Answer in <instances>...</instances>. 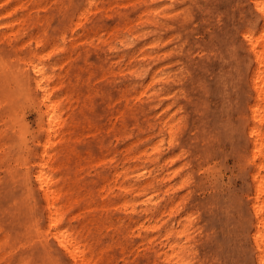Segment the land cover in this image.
I'll use <instances>...</instances> for the list:
<instances>
[{"label": "bare ground", "instance_id": "bare-ground-1", "mask_svg": "<svg viewBox=\"0 0 264 264\" xmlns=\"http://www.w3.org/2000/svg\"><path fill=\"white\" fill-rule=\"evenodd\" d=\"M154 1L0 0V30L21 25L24 31L38 29L41 36L52 25L84 31L96 25L100 32L102 102L104 110H110L109 121L98 132L103 150L109 148L100 162L112 177L103 179L94 190L88 182H81L78 173L92 166L95 157L91 152L81 153L76 145L73 136L81 124L76 115L64 118L61 99L50 87L51 74L46 65L38 67L31 60L30 68H8V72L15 71V86L9 81L0 86L1 92L12 102L28 92L36 97L35 91L41 90L45 109L40 127L48 133L42 154L35 161L38 189L25 182L22 194L0 198L6 204L0 205V228L8 233L0 249L6 245L3 254L10 253L15 264H206L188 240H209L211 233L203 234V226H196L197 212H177L183 208V201L176 200L174 191L198 184L191 162L172 168L174 159L188 152L180 139L188 125L184 106L175 114L165 115L167 109L153 116L159 132L169 133V145L181 146L183 153L163 160L165 143L158 139L151 151L139 149L143 133L154 129V101H160L165 93L163 87L156 86L164 82L180 85L187 67L165 75L163 67L151 65L160 53L149 51L159 46V40L150 38L148 25L167 28L181 24L159 21L157 14L165 8L153 6ZM255 6L258 23L243 28L240 34V64L246 75L239 81L244 105L237 133L239 157L249 176L245 228L251 245L248 251L252 248L254 254L248 264H264V0H255ZM109 18L111 23L105 21ZM31 70L35 76L30 75ZM148 76L151 78L146 82ZM175 93L185 96L182 91ZM63 169L74 170L75 178L62 175ZM177 177L179 182L171 184ZM166 213L171 217L180 214L177 225L165 220Z\"/></svg>", "mask_w": 264, "mask_h": 264}, {"label": "rangeland", "instance_id": "rangeland-1", "mask_svg": "<svg viewBox=\"0 0 264 264\" xmlns=\"http://www.w3.org/2000/svg\"><path fill=\"white\" fill-rule=\"evenodd\" d=\"M153 6L165 8L162 14H157V19L165 25L181 24L167 28L148 25L152 32L150 38L159 40V46L150 47L149 51L160 53V57L151 60V65L163 67L165 75L187 67L180 85L164 82L156 86L163 87L165 93L160 101H154L156 107L151 110L154 129L143 133L145 138L139 149L151 151V145L158 139L165 143L161 153L163 160L183 153L181 146L169 145V133L159 132V123L154 118L156 113L167 109L170 110L165 115L175 114L184 106L188 125L180 139L188 152L176 157L172 168L191 162L198 184L174 190L176 200L183 201V208L177 212L181 211L182 215L197 212L196 226H203V234L211 233L209 240L188 241L195 246L202 263L248 264L254 254L252 248L248 251L251 245L249 230L245 228L250 205L249 176L239 157L237 129L244 105L239 81L246 75L240 64V34L243 28L258 23L255 0H155ZM105 21L111 23L112 19ZM13 27L0 30V86L11 82L15 86L12 77L17 65L30 68L31 60L38 67L46 65V71L51 74L50 87L54 96L61 99L64 118L76 115L81 124L73 136L76 145L81 153L91 152L95 157L92 166H85L78 173L81 182H88L95 190L103 179L112 177L111 171L100 162V156L109 148L103 150L98 130L109 121L110 110H104L102 102L104 85L99 68L102 60L98 27L93 25L84 31L68 25H52L41 36V31L35 28L24 31L21 25ZM177 46L182 50H174ZM11 65L14 72H8ZM30 75L35 76L32 70ZM150 78L148 76L146 82ZM176 91H182L185 96L176 95ZM35 93L36 97L28 92L11 102L0 90V198L22 194L25 182L36 187L38 166L35 161L42 154L48 133L40 127L41 113L45 109L43 93L41 90ZM60 172L70 179L75 178L74 170ZM178 182L177 177L171 184ZM166 184L160 189L161 196ZM188 193L190 195L184 198ZM0 203L6 206L5 201ZM180 214L171 217L166 213L165 220L177 225ZM7 234L0 228V244ZM2 248L0 264H15L10 253L3 254L6 245ZM143 253L141 251V255Z\"/></svg>", "mask_w": 264, "mask_h": 264}]
</instances>
